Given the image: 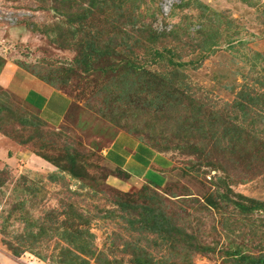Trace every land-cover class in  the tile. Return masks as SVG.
Instances as JSON below:
<instances>
[{
  "label": "rangeland",
  "instance_id": "rangeland-1",
  "mask_svg": "<svg viewBox=\"0 0 264 264\" xmlns=\"http://www.w3.org/2000/svg\"><path fill=\"white\" fill-rule=\"evenodd\" d=\"M127 134L159 188L108 162ZM263 256L264 0H0V264Z\"/></svg>",
  "mask_w": 264,
  "mask_h": 264
},
{
  "label": "crops",
  "instance_id": "crops-1",
  "mask_svg": "<svg viewBox=\"0 0 264 264\" xmlns=\"http://www.w3.org/2000/svg\"><path fill=\"white\" fill-rule=\"evenodd\" d=\"M28 86L30 93L24 94L23 101L32 109L41 113L47 121L59 122L66 109L65 99L57 96L40 80L30 81ZM32 99H35V101ZM128 137L135 141H132V143L126 140L121 142L119 135L104 151L110 165L127 173L130 181L136 180L149 183L146 176L150 171L164 177L165 173L160 169L163 162L162 157L135 137L131 135H128ZM118 145L119 150H116Z\"/></svg>",
  "mask_w": 264,
  "mask_h": 264
},
{
  "label": "trees",
  "instance_id": "trees-1",
  "mask_svg": "<svg viewBox=\"0 0 264 264\" xmlns=\"http://www.w3.org/2000/svg\"><path fill=\"white\" fill-rule=\"evenodd\" d=\"M93 7V5H91V3H90V5H89V8L91 9ZM95 52V54L94 55H97L98 56V59L100 58V56L98 55V54H100V52L99 51H94ZM97 52V53H96ZM103 54H105V53H103ZM96 56V57H97ZM102 56V55H101ZM178 66V65H177ZM179 67V66H178ZM42 82V81H41ZM28 106V105H27ZM28 107H30V106H28ZM30 109H32L31 107H30ZM32 110H34V109H32ZM8 135V134H7ZM152 149V148H151ZM119 173H124L128 178H129V176H128V174L127 173H125L124 171H121V170H119L118 171ZM150 186H152L150 183H148ZM152 187H155V186H152ZM155 188H159V187H155ZM239 207L242 209V210H247V208L246 207H244V206H242V205H239ZM154 223H156L155 221H154ZM156 226H157V223H156ZM156 226L154 225V224H152V228H153V230H155V228H156ZM158 229V228H157ZM159 230V229H158ZM208 248H200V247H197V246H195V247H193L192 249H190V250H188L189 252H208ZM159 264H162V262H160ZM252 264H264V256L263 257H259V258H257V259H253L252 260Z\"/></svg>",
  "mask_w": 264,
  "mask_h": 264
}]
</instances>
